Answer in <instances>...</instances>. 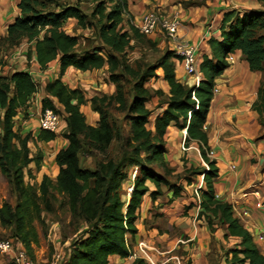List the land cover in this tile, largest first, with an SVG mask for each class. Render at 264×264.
<instances>
[{
	"label": "trees",
	"instance_id": "16d2710c",
	"mask_svg": "<svg viewBox=\"0 0 264 264\" xmlns=\"http://www.w3.org/2000/svg\"><path fill=\"white\" fill-rule=\"evenodd\" d=\"M81 1L69 4L64 0H19L20 16L0 39V171L17 196L14 206L5 202L0 207V224L14 229V249H24L35 260V247L40 244L37 224L48 236L46 215L55 213L58 206L69 212L70 226L75 228L76 235L64 248L63 256L58 253L60 264H110L111 256L128 259L133 252L127 236L138 233L144 198L148 195L155 202L167 192L173 193L174 199L180 198L183 182L190 186L203 175L206 188L201 191L202 210L198 220L204 219L212 233L223 230L225 240H238L227 250L226 263L264 264V254L235 216L233 205L217 198L220 168L208 155L211 148L206 132L216 80L229 68L232 55L240 51L250 71L264 75V10L224 13L222 40L209 41L211 54L201 56L198 63L204 79L199 86L190 87L177 78L175 60L179 57L173 51L161 50L157 41L125 23L127 0H98L90 14L80 6ZM259 1L264 4V0ZM49 4H54L57 11L48 10ZM70 20L76 21L83 34V31L94 33L99 44L82 49L81 40L87 42V39L82 33L67 32ZM23 44H28L27 59H35L40 70H46L58 60V79L47 82L41 89L30 72L4 70L7 65L3 63V49L12 51ZM136 47L147 49L158 58L152 64L136 61L131 57ZM70 68L103 71L114 86V93L89 96L83 88H71L63 81ZM159 71L168 94L149 87L151 80L160 79ZM262 80L253 109L264 127ZM127 84L132 86L130 91ZM40 90L44 93L41 111L54 110L65 127L58 133L41 130L35 138L32 132L17 127V119L24 114L26 120L33 98ZM155 97L159 98L156 108L160 112L152 127L153 111L147 104ZM88 103L99 115L95 126L88 124L81 110ZM110 109L126 113L128 133L114 124ZM172 124L180 131L187 130V145L192 142L198 145L209 170L185 162V174H175L176 168L166 157V138ZM57 138L68 142L55 157L59 173L56 178L44 175L37 183L30 170L35 164L39 172L44 161L37 143H49ZM115 145L120 152L112 155ZM31 146L37 149L35 155ZM98 157L101 159L97 161ZM90 160H94V167L83 166V162ZM133 167L137 168L134 179ZM27 176L35 183H27ZM173 176H177L176 181L171 180ZM128 182L131 192L124 198V186ZM132 264L149 263L136 258Z\"/></svg>",
	"mask_w": 264,
	"mask_h": 264
},
{
	"label": "crops",
	"instance_id": "0c3cea01",
	"mask_svg": "<svg viewBox=\"0 0 264 264\" xmlns=\"http://www.w3.org/2000/svg\"><path fill=\"white\" fill-rule=\"evenodd\" d=\"M18 3L19 0H0V39L7 35L9 25L20 16ZM127 3L131 21L141 20L152 10H159L167 16L181 19L185 26L181 33L186 34L187 41L195 48L199 59L204 54H211L209 46L211 39L222 40L221 25L225 12L264 10V4L259 0H127ZM125 18V23L130 24L131 21ZM67 25H69L66 28L69 34L82 33L77 28L75 20H70ZM152 39L157 41L161 50L169 49V41L164 35L158 34ZM26 47L28 48V45ZM231 57L233 60L228 61L229 68L216 80L218 91L212 101L206 123L210 148L214 151L213 156L209 157L216 160L220 168V178L216 183L217 198L233 205L235 216L245 225L264 254V127L259 123V115L253 109V105L258 100L262 75L250 71L240 51ZM175 63L178 80L182 83L188 82V86L194 87V78L185 76L178 59ZM30 64L31 67L28 62L17 70H25L38 78L41 89L47 82L59 77L58 60L50 63L44 71L39 69L35 59L30 60ZM99 73L104 75L103 71L82 72L70 68L63 81L75 89L78 86L74 83L73 76ZM158 75L160 79L151 80L149 87L154 90L162 89L168 94L169 89L161 79L160 71ZM107 86H110L108 92L114 93V86ZM43 95L40 90L33 98L31 107L27 111L30 115L29 120L23 121L22 115L17 119V127L24 128V132H32L35 138L41 133L38 116L42 110ZM153 100H156L158 105L159 98L155 97ZM81 110L86 115L88 124L95 126L99 121V115L93 112L91 104L88 103ZM157 114L152 116V127ZM187 135L186 129L180 131L172 124L166 138L167 154L170 156L171 153L177 152L189 158L190 152L195 151L197 165L192 161L187 165L209 170V166L201 157L198 145L195 142L187 145ZM37 145L43 152L44 161L39 172L35 164L30 166V170L40 183L44 175L56 178L59 167L55 157L59 150L67 147L68 142L63 138H57L49 143L38 142ZM181 149L187 152L182 153ZM168 162L176 168L175 174H181V168L183 172L185 171L184 162L173 164L170 159ZM127 184L130 186L131 182ZM149 185L152 190L155 189L153 185ZM183 186L184 192L177 199L173 198L171 192H167L155 202L148 195L144 198L137 222L138 233L135 236H127V243L133 255L134 248L141 243L140 240L148 239L163 253L162 257L156 254L151 256L147 254L145 257L141 252L139 257L149 264H227L225 254L238 243V240L232 238L225 240L223 230L212 233L204 219L198 220L202 210L201 191L206 188L204 176L201 175L190 186L183 182ZM172 198L174 200H171ZM51 234L54 238L55 252L62 253L70 242L67 240L62 244L60 240L55 241L56 237L60 238L58 228ZM0 259L3 257L0 256ZM109 260L110 264H132L135 259L111 256Z\"/></svg>",
	"mask_w": 264,
	"mask_h": 264
},
{
	"label": "rangeland",
	"instance_id": "374dc122",
	"mask_svg": "<svg viewBox=\"0 0 264 264\" xmlns=\"http://www.w3.org/2000/svg\"><path fill=\"white\" fill-rule=\"evenodd\" d=\"M64 3H77V0H64ZM98 0H82L80 3V6L83 7V10L90 14L94 8V5L96 4ZM48 10L51 11H57L56 7L54 4H49L48 5ZM69 25H67L68 27ZM85 35L84 37L87 39V42L84 41L82 38V49H89L97 46L99 43V40L96 38V35L91 33L90 31H87L85 34H81V36ZM155 37V35L151 36V38ZM28 44H23L21 47L18 49L10 50L9 48H4L2 52V57H3V63H6V67L4 70L10 71L17 69L18 67H23L28 64L29 62V67H31L30 60L25 59V54L28 51V48L26 47ZM198 57V55L196 54ZM131 57L135 59L136 61H141L144 60L146 63L152 64L156 61L158 58V55L147 50V49H141L139 47H136L135 49L132 50ZM28 61V62H27ZM143 61V62H144ZM179 62V61H178ZM180 63V62H179ZM181 66V63L179 64ZM74 83L76 86L83 88L84 90H87V94L89 96H95L97 95L96 93H100V91L108 92L109 87L107 85H110V82H108V78H106L103 73L102 74H89V75H82V74H77L76 77L73 76ZM262 81H264V75L262 76ZM35 81L38 82V78H35ZM131 85L127 84V91H130ZM115 90V89H114ZM156 101V100H155ZM154 100L150 101L147 104V107L150 108L153 111V114H157L159 110L156 108L157 101L155 102ZM111 110V120L116 124L118 127L123 129V132L128 133L130 131V124L126 119V113H121L118 112L115 109H110ZM25 115L22 114L21 118H23V121L25 120L24 117ZM26 120H29L30 115L28 114L26 116ZM39 118V116H38ZM20 121V120H19ZM262 121L264 123V116L262 118ZM65 124L62 122L61 124V129H64ZM22 131L24 132L25 129L21 128ZM1 131V129H0ZM32 147V153L35 155V150H37L35 147ZM112 155H117L120 150L117 145L114 146L113 150L111 151ZM182 153H185L187 151H184L181 149ZM214 151H209V156L212 157ZM176 154V156H174ZM197 155L195 151L190 152V157L187 158L186 156H183V154L179 155L177 152L171 153L169 156L167 154L168 160L175 164L176 162L178 163H185L186 165L189 162H193L196 164V158L194 157ZM181 157V159H180ZM98 160L101 159V157L95 158ZM94 160H90L89 162L85 163L83 162V166L85 167H94L93 162ZM180 165V164H179ZM185 165V164H184ZM197 165V164H196ZM181 167V166H180ZM183 168H181V174L179 175H184L185 173L182 171ZM132 176L135 177L137 173V168L133 167L132 171ZM177 176H173L171 178L172 181H176ZM26 182L27 183H35L34 181H31V179L27 176L26 177ZM198 180V178H197ZM196 180V181H197ZM37 182V179H36ZM39 183V181L37 182ZM125 193L124 198L129 196L131 189L128 190V184L126 183L125 186ZM127 191V192H126ZM17 201V196L15 191L13 190V187L9 183L8 179L1 173L0 171V207L5 203L8 202L11 205H15ZM47 223H48V229L47 230V235L43 234L42 227L37 224L38 230L40 232V244L39 246L35 247V261L38 264H56V262H59L58 259H61V257H58L59 252H55L56 249H54L53 245V233L54 231L57 230L60 233V238L56 237L55 241H61L63 244L67 240L71 243L75 238V228L70 226V214L67 210L65 209H59L57 206L56 212L53 213L52 215H46ZM179 232V231H178ZM3 240H9L13 242L16 245V240L14 237V229L12 227H2L0 224V242ZM140 245L136 246L134 248V255L132 256L133 259L140 258V254H142L146 257L147 254L150 256L157 255L158 257H162L161 255L163 254L158 248L157 245H154L153 243H150L148 239H143L140 240ZM69 243V245H70ZM151 244V245H150ZM152 247V248H151ZM52 249H54V252L52 253ZM16 251L19 250V247L15 248ZM145 252H144V251ZM15 256V251L10 253L9 255H2L3 259H0V264H8L9 262L14 260ZM61 256H63V253H61ZM58 264V263H57Z\"/></svg>",
	"mask_w": 264,
	"mask_h": 264
},
{
	"label": "built area",
	"instance_id": "2783aa9c",
	"mask_svg": "<svg viewBox=\"0 0 264 264\" xmlns=\"http://www.w3.org/2000/svg\"><path fill=\"white\" fill-rule=\"evenodd\" d=\"M124 16L131 21L127 10H124ZM130 24L147 37L158 34L164 35L169 41V49L179 57L178 61L181 63L185 76L194 78V85L199 86L204 79V75L199 69V58L196 56L195 48L187 41L186 34L181 33V30L183 32L185 29L181 19L176 16H167L159 10H152L146 13L141 20L131 21ZM229 60H233V58L230 57ZM33 78L35 79V77ZM185 83L189 84L188 82ZM217 91L218 89L215 88V93ZM38 123L41 130L58 133L61 130L62 118L54 110L46 109L40 112ZM14 251V264H38L24 249L16 251L13 247V242L9 240L0 242V256L13 254ZM57 263L60 264V262Z\"/></svg>",
	"mask_w": 264,
	"mask_h": 264
}]
</instances>
